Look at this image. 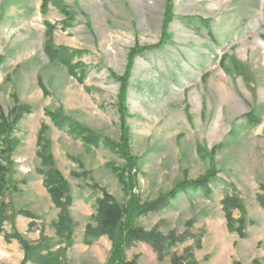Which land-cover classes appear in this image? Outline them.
I'll return each instance as SVG.
<instances>
[{
    "label": "rangeland",
    "instance_id": "obj_1",
    "mask_svg": "<svg viewBox=\"0 0 264 264\" xmlns=\"http://www.w3.org/2000/svg\"><path fill=\"white\" fill-rule=\"evenodd\" d=\"M106 195L124 264H264V0H0V264H109Z\"/></svg>",
    "mask_w": 264,
    "mask_h": 264
},
{
    "label": "trees",
    "instance_id": "obj_2",
    "mask_svg": "<svg viewBox=\"0 0 264 264\" xmlns=\"http://www.w3.org/2000/svg\"><path fill=\"white\" fill-rule=\"evenodd\" d=\"M50 52L48 54L50 57L54 58L55 55L58 53L57 50H53L50 45ZM48 51V50H47ZM64 55H61L62 63L69 67L70 61L69 56H67L66 50H63ZM126 93V87H122L121 92V110H124V96ZM121 149L124 152L125 155V148L126 143L124 140L121 143ZM51 175V174H50ZM49 173L47 174V177L45 178V185L47 186L50 194L52 195L56 206L60 207L64 205L62 203V197L66 193L64 190V186L66 185L63 181V178L60 176L59 173L52 172V175L50 176ZM204 183V180L196 182L195 185H202ZM70 203V199L65 202L66 205ZM260 205L264 208V197L259 198ZM231 208H240V204L234 197H231L227 200V202H224V210L227 213H230ZM142 211L141 206H139L138 203L130 202V207L127 209H124L120 205H118L114 199L106 195L104 198L99 202L98 208L96 210V218H97V226L95 227H88L86 231V238H98L100 236H114V233L116 234L115 237V245H114V251L111 256V259L109 261V264H124V252L128 245H131L130 243L134 240H148L151 239V236L146 235L142 233L141 231L137 230L134 227V222L138 216V213ZM66 214V211H65ZM65 218V215L63 216ZM126 219V224L118 226L120 222L123 219ZM118 226V228H117ZM117 228V231L115 229ZM30 259V256L27 255L26 259ZM45 264V263H43Z\"/></svg>",
    "mask_w": 264,
    "mask_h": 264
}]
</instances>
